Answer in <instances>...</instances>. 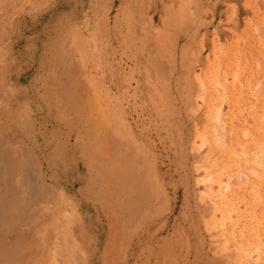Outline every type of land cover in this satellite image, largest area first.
Masks as SVG:
<instances>
[{
	"label": "rangeland",
	"instance_id": "rangeland-1",
	"mask_svg": "<svg viewBox=\"0 0 264 264\" xmlns=\"http://www.w3.org/2000/svg\"><path fill=\"white\" fill-rule=\"evenodd\" d=\"M15 19L0 139L43 169L28 264H264V0H27Z\"/></svg>",
	"mask_w": 264,
	"mask_h": 264
},
{
	"label": "bare ground",
	"instance_id": "bare-ground-1",
	"mask_svg": "<svg viewBox=\"0 0 264 264\" xmlns=\"http://www.w3.org/2000/svg\"><path fill=\"white\" fill-rule=\"evenodd\" d=\"M41 1H46V0H41ZM25 3H27V0H25L24 3L23 0H0V45L2 44V42L3 43L5 42V38H7V35H9L8 34L9 31H11L9 38L10 37L12 38V36L16 33L17 23L15 16L16 14H18V12L24 9ZM176 80H177V84L179 82L181 84L182 77L179 76L177 77ZM180 87L182 88V86ZM18 98H22L24 100L26 99V96L21 94L18 96ZM160 101L162 100L160 99ZM154 107L155 110H157L158 116L164 115L161 109L162 107L161 104L154 105ZM6 116H8L6 117L8 119L12 118L9 117L8 114ZM16 118L17 115L13 116V120ZM18 129L20 130V128ZM1 131H3V129L0 128V132ZM42 133L43 132H41L40 134ZM27 135L29 137L30 133ZM20 139H22V137H20ZM20 139L17 142H13V139H8L5 136L2 137V139H0V264H24V263L28 264V262L33 259V256L35 257L36 255L38 256L35 250L28 258H26V256L22 254L23 249H21V251L18 250L25 242V240L22 239L21 237L22 235L19 232V229L20 226L24 225L25 223L24 219H26L25 217L30 214V204L32 201H34L35 196L37 197V192H38L37 176L40 178L43 171L42 166L37 163L30 148H27L26 151L21 149H19V152L16 151L18 149L17 146L20 147L19 145H21L22 143ZM43 141H44L43 147H45V140ZM39 148L41 149V147ZM61 149L62 146L59 145L58 139L54 138L51 143V149L49 150V152L52 151L56 153ZM44 156L46 157L47 154ZM47 160L48 159H45L43 163L46 164ZM130 160L133 161L132 157ZM47 165H50L48 161H47ZM134 165L135 164H133L132 166ZM35 215L37 216L36 211L33 212L31 216H35ZM10 229L16 232V240L12 239L10 235H7V234H11L8 233ZM22 234L24 235V233ZM20 238L21 240L24 241L23 242L21 241L22 243L20 245H17L18 243H20ZM37 247H39L37 248V250L42 248L41 249L42 251L41 250L40 251L43 253V247L41 246V244H39V246ZM45 255L47 256V254Z\"/></svg>",
	"mask_w": 264,
	"mask_h": 264
}]
</instances>
